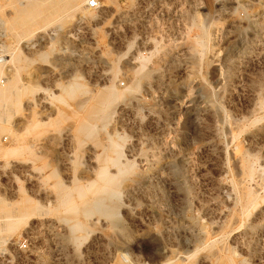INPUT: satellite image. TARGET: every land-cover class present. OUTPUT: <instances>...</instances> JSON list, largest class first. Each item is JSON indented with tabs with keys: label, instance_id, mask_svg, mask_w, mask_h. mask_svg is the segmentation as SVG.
<instances>
[{
	"label": "rangeland",
	"instance_id": "1",
	"mask_svg": "<svg viewBox=\"0 0 264 264\" xmlns=\"http://www.w3.org/2000/svg\"><path fill=\"white\" fill-rule=\"evenodd\" d=\"M71 1L21 40L0 35L19 56L0 73L3 88L18 71L0 101V264H264V0ZM143 65L154 75L141 79ZM111 86L123 93L96 117L90 99ZM103 166L146 173L107 199L119 226L57 194ZM82 187L80 211L93 196Z\"/></svg>",
	"mask_w": 264,
	"mask_h": 264
},
{
	"label": "bare ground",
	"instance_id": "2",
	"mask_svg": "<svg viewBox=\"0 0 264 264\" xmlns=\"http://www.w3.org/2000/svg\"><path fill=\"white\" fill-rule=\"evenodd\" d=\"M72 3L73 2L71 0H22V1L21 0H7L5 3L4 10L6 8H8V6H9L10 8H12V7L15 8L14 9L15 11H12V10L9 11L8 10L6 13H4V10L0 11V35L10 36V35L14 34V36H16L17 38H20V40H21V38L22 39H23V37L25 38L29 34V32L30 33L32 31L34 32L36 29L38 30L39 27H42L44 25H49L50 23H53V22L56 23V22L60 21L61 19H63L64 16H62V15L65 14V11L71 7ZM21 6H23L22 12H21ZM1 7H2V4L0 2V8ZM102 7L103 6H101V3H100V7L98 9H93V8H89V7L88 8L91 10H101V9H103ZM1 14H3V15H1ZM61 16H62V18H61ZM17 27H20V28H17ZM13 44H11V45L3 44L8 51V55H7V58L5 59V61L2 64H0V73H1L2 65L10 63L15 57L19 58L18 55H16L14 57V55L16 54L15 48L17 45L15 46ZM169 44H170V42H169ZM9 51H10V53H9ZM48 56H49V53H47V52L41 53L42 59H47ZM8 58H10V59H8ZM138 75L141 76V79H143L142 77H145V78L149 77L150 78L151 76L154 75V72H153V70H151V71L146 70L145 66L143 65V66H141L140 70L138 71ZM17 77H18V71L16 70L14 75L9 79L7 85H5L3 88H0V101L3 98H7V96H9L13 92V89L17 88V86H18V78ZM138 79H140V78H138ZM146 81H148V80H146ZM147 83H149V82H147ZM135 86L137 87L136 89L141 88V83L138 81L135 84ZM33 89H34V87H33ZM70 91H71V93H74L75 87L71 86ZM122 93H123L122 90L117 89L114 86H111L110 90L108 92H102V91L98 92L97 94L93 95L92 98L90 99L91 100L90 101L91 102L90 111H92L93 112L92 114H95L96 117H102V116L108 115L109 112L114 108L118 98L122 95ZM87 126L85 125L84 127L88 128L89 135L93 134L94 129H93L92 124H87ZM84 127H81L80 131H83ZM2 130H4V128L2 126H0V131H2ZM17 140H18V138H17ZM21 149H22V147H21ZM19 151H20V146L15 147V148L13 147V148L9 149L8 153L11 154V153L19 152ZM108 160H110V159H107V161ZM111 161L114 164L119 165L120 168H122L123 165L120 163L119 158H114V159L111 158ZM247 163H248V161H247ZM246 168L248 171H251L250 167H248V164H247ZM145 174H144V176H142L140 173H138V174L136 173V175H133V178H131L132 177L131 174L129 172L124 171L122 173L123 176L121 175V179H122V181L123 180H130V183L128 186H126L127 187L126 189L131 193L132 191H134L137 188V186H134V185H136V183H140L142 180L145 179ZM94 175L96 176L97 180H93V179L90 180L89 179L90 181L88 180L84 185H82V184L76 185L77 186L76 189H70V188L66 187V185H64L61 182L56 183L57 194L60 197L63 204L66 206L67 210L74 212V213L80 212L82 215V218L84 220H88L89 218H91V216L94 213L99 212L105 217L115 218L114 220L116 222V225L119 226L120 221L117 220L115 217V216H117V213H118V207L113 205V204H109L106 201H107V199H113V198H119L120 197L119 190L117 189V187L121 184L120 175L112 174L106 166L99 168L97 171H95ZM82 186H89L88 191L92 190L91 192L93 193V196L91 195L92 197L86 201L84 209L80 211L78 209L77 205L73 204L72 201H73L74 193H76L79 198H84L87 195L86 189H84ZM122 187H124V186H122ZM249 204H250V206L256 207L259 204V200L257 199L256 196L255 197L251 196ZM127 209H125L126 213H127ZM263 214H264V209L260 210L258 212L259 217H262ZM118 215H119V213H118ZM130 216H131V213H130ZM29 218H30V215L27 217V219H29ZM21 224H22V222H21ZM20 225L17 224V226H20ZM30 226L32 227V225H30ZM74 227L77 229H82V228H84V223L80 220L75 224ZM3 231H4V229H3ZM162 255H163V253H162ZM182 256H184V255H182ZM211 256H213V255H211ZM160 257L161 256H159V258ZM191 257H193V256L189 255L186 258L184 257L182 259H177V258L176 259H171V258L163 259L162 258L163 260L159 264H195V263L189 262L191 260L190 259ZM233 258H235V257H233ZM157 260H159V259H157ZM219 264H233V262L229 259L223 258L220 260Z\"/></svg>",
	"mask_w": 264,
	"mask_h": 264
},
{
	"label": "built area",
	"instance_id": "3",
	"mask_svg": "<svg viewBox=\"0 0 264 264\" xmlns=\"http://www.w3.org/2000/svg\"><path fill=\"white\" fill-rule=\"evenodd\" d=\"M100 0H86V5L89 8L98 9L100 7ZM4 36H0V64H2L7 58V49L3 45Z\"/></svg>",
	"mask_w": 264,
	"mask_h": 264
}]
</instances>
